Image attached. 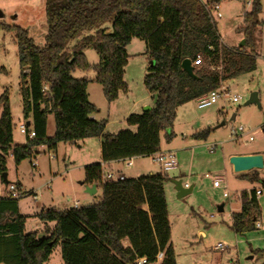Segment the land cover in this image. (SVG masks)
<instances>
[{
	"label": "trees",
	"instance_id": "obj_1",
	"mask_svg": "<svg viewBox=\"0 0 264 264\" xmlns=\"http://www.w3.org/2000/svg\"><path fill=\"white\" fill-rule=\"evenodd\" d=\"M219 0H45L46 34L39 47L27 32L14 27L19 92L23 123L33 139L12 148L13 126L7 91L0 96V177L6 172V155L15 165L45 147L99 139L101 163L84 167V184L101 189L100 201L68 210L42 209L34 217L45 227V237L26 233L27 217L18 202L0 197V264H46L59 245L63 264H176L164 195L167 174H149L123 181L101 183L102 166L160 152L161 134L167 142L179 107L218 89L239 75L257 68V30L261 26V0H250L249 11L236 28L242 47L221 42L210 7ZM110 24V31L104 26ZM144 43L148 69L144 86L154 106L130 114L125 123L135 130L106 132L104 121L92 117L98 109L88 101L90 82L100 85L107 103L127 92L124 69L132 40ZM75 42L72 47L69 44ZM93 50L98 64L91 67L83 51ZM193 66L194 78L181 63ZM95 73L93 80L74 79L76 71ZM4 68L0 67V73ZM53 117L54 134L48 137L47 119ZM209 129L194 135L205 139ZM251 184L258 175H244ZM3 181V179H2ZM6 184V181H3ZM264 188V180L260 181ZM21 190V185L15 183ZM30 195L31 192L24 193ZM241 206L231 215L236 236L256 230L260 207L255 189L240 193ZM48 223H53L48 229ZM127 243V245H125ZM162 259H158V254Z\"/></svg>",
	"mask_w": 264,
	"mask_h": 264
},
{
	"label": "rangeland",
	"instance_id": "obj_2",
	"mask_svg": "<svg viewBox=\"0 0 264 264\" xmlns=\"http://www.w3.org/2000/svg\"><path fill=\"white\" fill-rule=\"evenodd\" d=\"M200 1L206 4L209 0ZM44 3L45 0H0V67L4 68L0 73V96L7 91L13 126L12 148L23 145L25 141L18 131V126L23 123L20 68L12 29L18 27L25 30L34 44L42 47L47 31ZM218 3L221 18H217L213 11L211 15L221 42L228 48L238 47L242 37L235 30L242 22L243 13L249 11L250 0H219ZM259 20L256 70L239 75L229 81L228 86L224 84L231 96L238 97V102L223 104L219 101L205 109H198L194 101L184 104L177 110L172 129L166 132L173 135L171 141L167 142L165 134H161L160 152L174 148L179 167L168 172V180L164 183L170 241L176 264L227 263L230 260L240 264H264V188L260 182L264 180V167L251 171L260 179L251 184L241 178L244 173L235 174L229 159L224 158L223 161L222 157L234 151L257 152L255 155L262 156L264 164V0H261ZM104 27L110 31V24ZM74 44L70 43L69 47ZM126 51L129 56L123 78L127 85L126 93H120L115 102L107 103L100 85L91 82L88 86L90 102L98 109L96 118L106 123V132L114 134L126 129L134 131V127L127 126L125 118L141 113L145 107H153L155 101L144 86L149 64L144 54V43L134 39ZM83 54L91 67L98 64V56L93 50L86 49ZM94 76L92 69L76 71L72 75L74 79L88 80H93ZM252 94H256L258 102L247 105ZM128 111L130 114H127ZM237 127L247 128L250 134L238 141L231 140L230 130ZM47 129L48 136H52V116H48ZM205 129H209L205 139L194 138L196 133ZM249 136L253 141H248ZM96 142L95 138L77 144H59L55 151L39 147L34 150L35 159H26L19 165H15L11 152L6 155V181L19 183L24 193L36 194L35 201L31 195H25L18 202L19 213L27 217L26 233L36 232L37 237H45V227L34 217L42 209L68 210L74 207L75 202L82 207L86 205V200L90 205L100 201V188L89 197L84 192L88 186L84 184V167L100 161V147ZM212 145H215V149L210 151ZM120 166L126 178L164 174L151 157L133 160L130 168ZM215 177L222 179L218 189L212 187ZM173 181H180L182 187L191 188V192L178 198ZM258 186L262 188V195L257 200L260 207L257 222L261 227L243 237L236 236L230 227L231 213H237L241 206L240 199L236 197L241 191L248 192ZM224 188L230 192L229 199L222 196L226 191ZM1 193L6 195L5 183L0 177ZM220 206H223L222 212L218 211ZM47 226L50 229L53 223ZM217 243L226 246L224 252L213 251L212 247ZM46 264H63L59 245L52 249Z\"/></svg>",
	"mask_w": 264,
	"mask_h": 264
},
{
	"label": "built area",
	"instance_id": "obj_3",
	"mask_svg": "<svg viewBox=\"0 0 264 264\" xmlns=\"http://www.w3.org/2000/svg\"><path fill=\"white\" fill-rule=\"evenodd\" d=\"M211 11L215 12V15L217 18H221V15L219 13V6L218 4H213L210 7ZM192 67L193 66H201L202 62H200V59L194 61L193 64H191ZM238 97L237 96H231L229 93V90L226 89V87L223 85H221L218 89L213 90L211 92H209L208 94L201 96L197 99L194 100V103L196 105V107L198 109H205L208 108L214 104H217L219 101H222L223 104H227V103H237L238 102ZM18 131L19 133L24 136V138L27 139H33L34 138V132L33 131H28L26 129V126L24 123L20 124L18 126ZM250 134V131L247 128H242V127H237L232 128L230 130V139L233 141H238L239 139L243 138L244 136H247ZM248 141L251 142L253 141L252 137L249 136L248 137ZM215 149V145H212L209 147L210 151H213ZM152 161L159 166L160 170L164 173V174H168V172L176 170L178 168V164H177V160H176V156L173 152H158L155 153L151 156ZM124 176L114 172V171H103L102 170V174H101V183H105V182H117V181H123L124 180ZM221 181L222 179L220 178H213L212 180V186L214 188H220L221 186ZM183 188H186V186H184ZM5 190H6V195H8L9 197L13 198V199H19L23 196H25L24 191L19 190L17 188V186L15 184L12 183H8L5 185ZM32 196V199L35 201L36 200V194L34 192H31L30 194ZM255 195L259 196L261 195V190H255ZM223 197L224 198H229V192L225 191L223 193ZM78 205L77 203L74 204V208H77ZM260 224L257 222L255 224V228H260ZM213 251L215 252H224L226 249V246L222 243H217L212 247ZM157 258L160 260L162 259V254H158ZM229 264H240L238 261H233Z\"/></svg>",
	"mask_w": 264,
	"mask_h": 264
},
{
	"label": "water",
	"instance_id": "obj_4",
	"mask_svg": "<svg viewBox=\"0 0 264 264\" xmlns=\"http://www.w3.org/2000/svg\"><path fill=\"white\" fill-rule=\"evenodd\" d=\"M244 45V40H242L239 44V47H242ZM181 69L191 78H194L193 75V67L191 65V62L189 60H184L181 63ZM257 97L256 94H252L250 97L249 101L246 103L251 104V103H257ZM149 107H145L143 111L149 110ZM26 126H29V123L26 124ZM229 164L233 168V172L236 174H241V173H247L252 170H261L264 167L263 164V158L260 155H241V156H232L229 158ZM2 179L3 181H6V175L5 173L2 174ZM7 183V181H6ZM173 184L175 186V190L177 192V197L181 198L185 195H188L191 192V188L185 189L182 187L180 181H173ZM85 193L88 194L89 196L95 194V186L87 187L85 189ZM218 211H222V206L218 208Z\"/></svg>",
	"mask_w": 264,
	"mask_h": 264
},
{
	"label": "crops",
	"instance_id": "obj_5",
	"mask_svg": "<svg viewBox=\"0 0 264 264\" xmlns=\"http://www.w3.org/2000/svg\"><path fill=\"white\" fill-rule=\"evenodd\" d=\"M219 4V3H218ZM243 40V39H242ZM239 47V46H238ZM91 83V82H90ZM93 83V82H92ZM228 83H226V85H227ZM88 86H89V84H88ZM88 86H87V96H88V101L90 102V99H89V88H88ZM228 86V85H227ZM115 102V101H114ZM91 103V102H90ZM134 112H136V109H134ZM127 114H130V111H128V113ZM220 114L221 115H223V113L222 112H220ZM94 120H96V121H99L97 118H96V115H94L93 117H92ZM126 119V118H125ZM232 120V119H231ZM234 120V119H233ZM105 130H106V128H105ZM108 133H110V134H114V133H111V132H108ZM46 134H47V136H48V129L46 130ZM49 137V136H48ZM51 137V136H50ZM183 139H184V137H183ZM96 143H97V145L100 147V141H99V139L97 140L96 139ZM183 141H185V140H183ZM24 143H25V141H24ZM23 143V144H24ZM21 146V145H20ZM79 148H81V146H79ZM162 151V150H161ZM166 152H173L174 154H175V149L173 148H169V149H166L165 150ZM255 154H258L257 152H229V153H227L226 155L225 154H223L222 155V157H223V161H225L224 160V158L226 159V160H228L230 157H232V156H241V155H255ZM176 155V154H175ZM33 158L35 159V157L33 156ZM135 159H138V158H133V159H129V160H123V161H117V162H111V163H107V164H104L103 166H102V168H103V171H114V172H117V173H119V174H121V175H123L124 177H125V175H124V173L122 172V166H120V165H123V167H125V168H130L131 167V165H132V161L133 160H135ZM98 163H101V158H100V161L98 162ZM231 166V165H230ZM179 168V167H178ZM178 168L176 169V170H178ZM231 168H232V166H231ZM232 170H233V168H232ZM251 171L250 172H247V173H241V174H243V175H251ZM236 174V173H235ZM242 175V176H243ZM126 178V177H125ZM80 185H83V183H80ZM87 187H91V186H87ZM86 187V188H87ZM213 187V186H212ZM221 187V186H220ZM99 187H96L95 186V194L97 193V189H98ZM214 188V187H213ZM214 189H218V188H214ZM251 189H255V190H258L259 189V186L258 187H254V188H251ZM250 189V190H251ZM21 190L23 191L24 189L21 187ZM224 190H226V188H224ZM249 190V191H250ZM260 190H261V195H262V188H260ZM226 191H228V190H226ZM248 191V192H249ZM85 192V191H84ZM224 192V191H223ZM229 192V191H228ZM241 192H243V191H241ZM240 192V193H241ZM247 192V191H246ZM94 195V194H93ZM229 195H230V192H229ZM261 195H259V196H256V198H257V200H258V197H260ZM3 196H5V195H2V193L0 194V197H3ZM92 196V195H91ZM222 196H223V194H222ZM87 197H89V195H87ZM230 197V196H229ZM224 198V197H223ZM236 198H238V199H240V194L236 197ZM225 199H229V198H225ZM235 199V198H234ZM76 203V202H75ZM85 204L86 205H90V203H89V201L88 200H86L85 201ZM85 205V206H86ZM78 207H79V205H78ZM219 208V207H218ZM222 211H223V206H222ZM221 211V212H222ZM233 213H231V215H232ZM125 245H127V243H125ZM254 254H257V253H254ZM249 260H252V258H250ZM231 262H233V260H230L229 262H227V263H222V262H217V261H213V262H211L210 264H229V263H231Z\"/></svg>",
	"mask_w": 264,
	"mask_h": 264
}]
</instances>
